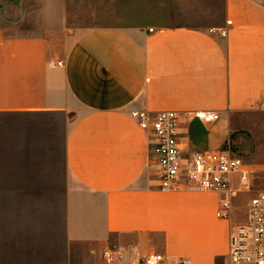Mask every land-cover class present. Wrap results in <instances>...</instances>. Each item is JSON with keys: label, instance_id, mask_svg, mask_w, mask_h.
<instances>
[{"label": "crops", "instance_id": "crops-1", "mask_svg": "<svg viewBox=\"0 0 264 264\" xmlns=\"http://www.w3.org/2000/svg\"><path fill=\"white\" fill-rule=\"evenodd\" d=\"M68 6L0 0V264H106L107 248L120 264L151 253L229 264L253 194L238 193L221 218L219 193L162 190L132 113H217L182 119L184 156L236 154L238 135L264 132V0H226L216 28L140 1L77 27Z\"/></svg>", "mask_w": 264, "mask_h": 264}, {"label": "built area", "instance_id": "built-area-1", "mask_svg": "<svg viewBox=\"0 0 264 264\" xmlns=\"http://www.w3.org/2000/svg\"><path fill=\"white\" fill-rule=\"evenodd\" d=\"M227 32L222 31L226 36ZM62 66V62H58ZM133 119L150 135V156L158 165L160 188L165 191L194 189L212 191L223 196L218 217H229L232 199L240 192L253 193L247 221L236 225L229 240V264H264V190L254 192L245 160L229 149L200 151L183 155L180 139L182 119L212 123L220 119L217 113L200 111H164L157 114L133 112ZM239 176L241 188L233 189V178ZM106 264H120L119 249L103 252ZM133 264H168L161 253H151ZM176 264H190L181 259Z\"/></svg>", "mask_w": 264, "mask_h": 264}, {"label": "rangeland", "instance_id": "rangeland-1", "mask_svg": "<svg viewBox=\"0 0 264 264\" xmlns=\"http://www.w3.org/2000/svg\"><path fill=\"white\" fill-rule=\"evenodd\" d=\"M138 1L153 4L161 11L167 10L169 16L184 23L216 28L225 20L226 0H69L68 24L77 27L100 26L105 21L120 17L124 11L136 10ZM236 138L242 139V150L236 155L242 157L248 165L254 185L253 191L264 190V132L245 133ZM234 148L233 145V154L238 151ZM7 200L0 198L2 216L3 205Z\"/></svg>", "mask_w": 264, "mask_h": 264}]
</instances>
